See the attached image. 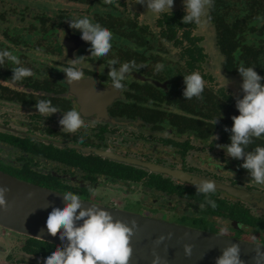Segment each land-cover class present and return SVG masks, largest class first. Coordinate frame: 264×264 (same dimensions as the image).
Instances as JSON below:
<instances>
[{
  "label": "flooded vegetation",
  "instance_id": "flooded-vegetation-1",
  "mask_svg": "<svg viewBox=\"0 0 264 264\" xmlns=\"http://www.w3.org/2000/svg\"><path fill=\"white\" fill-rule=\"evenodd\" d=\"M60 1L85 6V17L100 25V13H130L120 11L119 0ZM51 14L57 17L54 25L48 21ZM72 19L79 17L33 6L32 0H0V51L7 50L20 61L16 65L5 60L0 66V170L61 193L72 191L84 201L121 208V200L109 198L110 194H120L125 202L141 205L145 213L140 214L145 216L179 224L188 221L187 226L217 234L226 228L221 235L264 241V185L251 179L241 166L242 159L230 157L226 147H221L230 143L231 133L221 128L210 134L183 128L181 120L190 114L161 100V91L174 92L171 79L160 80L133 70L112 102L97 100L82 107L81 95L71 92L62 70L73 59L64 45L67 31L80 34L70 26ZM49 25L60 29L61 51L53 54L48 52L45 36L31 38L34 27L45 34ZM88 43L74 53V59L86 57L81 62L84 78L117 90L108 75V63L94 61ZM29 53H38L41 59H32ZM61 56L70 62L52 60ZM18 66L32 69V75L13 79L12 68ZM40 100H50L59 110L50 116L40 113L36 107ZM71 108L81 111L87 125L75 133L65 131L59 123L63 112ZM176 115L185 117H172ZM257 144L264 145V136L255 139L250 149ZM170 171L181 175L176 177ZM200 180L221 183L241 194L218 187L213 193H200L195 187ZM209 200L215 202L214 207ZM13 241L18 248L9 251L7 245ZM53 249L0 226V264H42Z\"/></svg>",
  "mask_w": 264,
  "mask_h": 264
},
{
  "label": "clouds",
  "instance_id": "clouds-1",
  "mask_svg": "<svg viewBox=\"0 0 264 264\" xmlns=\"http://www.w3.org/2000/svg\"><path fill=\"white\" fill-rule=\"evenodd\" d=\"M155 13H163L171 10L175 0H138ZM185 15L183 23L199 22L211 6L212 0H183ZM70 26L78 29L81 38L90 42V54L94 57L107 56L113 47V33L106 26L93 23L89 18L70 20ZM85 56L72 59L70 66L62 69L66 73V80L78 81L84 78L82 61ZM5 60H10L16 65L20 64L18 57L13 56L7 50L0 51V66ZM119 61H108L112 80V86L120 90L124 85L126 75L133 70H138L143 65L133 62H125L115 67ZM164 68L162 63H157L155 70L158 72ZM13 69V79L22 80L32 75V69L18 66ZM238 71L242 77L241 88L243 96L237 98L236 108L238 115H233V124L229 129L230 143L221 145L226 147L227 154L236 159H242V167L247 169L251 179L258 185H264V145L257 144L250 149L255 139L264 136V76L255 70V66H240ZM185 88L183 96L186 99L200 97L205 88V81L199 72H192L184 76ZM37 110L50 116L59 109L50 100H40L36 104ZM218 117L216 118V120ZM215 120V121H216ZM59 123L69 133H75L81 127H86L82 113L77 108H71L63 112ZM83 139V137H79ZM200 193H213L216 190L215 182L200 180L195 184ZM8 185L0 184V209L8 208L7 193L10 192ZM66 203L62 206L52 207L46 218L47 231L55 236L59 233L61 241L66 240L63 246H57L49 252L42 264H129L132 255L131 238L136 229V222L131 225L114 219L110 211L98 205L87 208L82 207V198L72 191L62 192ZM213 207L215 202L208 201ZM79 210V211H78ZM82 221V223H78ZM227 231L222 228L220 234ZM164 239L160 237V241ZM160 241H157L159 243ZM254 264H264V241H255ZM186 255H191L192 245H184ZM166 264V260L156 256L153 264ZM215 264H245L241 258V248L238 243H231L221 249L220 255L215 258Z\"/></svg>",
  "mask_w": 264,
  "mask_h": 264
},
{
  "label": "trees",
  "instance_id": "trees-1",
  "mask_svg": "<svg viewBox=\"0 0 264 264\" xmlns=\"http://www.w3.org/2000/svg\"><path fill=\"white\" fill-rule=\"evenodd\" d=\"M54 15H48V21L52 25L57 19ZM184 15L183 10L165 11L152 26L141 23L138 16H131L130 13H100L97 17L101 25L113 33V47L107 56L92 59L105 64L111 59H117L119 63L116 67L134 61L137 65H143L134 71L160 80L171 79V91H174L176 98H173V94L161 91V100L190 114L189 117L192 118L172 116L183 118V128L207 131L208 134L221 128L224 133L230 134V131H225V127L231 128L232 116L238 115V109L236 100L227 90L216 89L205 83L200 97L186 99L183 96L184 76L199 72L204 81L210 78L209 81H212V77L203 72L208 63L205 37L197 33V22L183 23ZM206 17L215 33L214 48L220 58L223 75L228 79H236L241 77L238 67L255 66V70L264 76V0H212ZM52 25H49L45 34L38 27H34L31 34L32 41L42 36L47 38L50 54L61 51L58 43L60 29ZM157 63L164 65L158 72L155 71ZM52 68L49 66V69ZM40 242L53 246L54 249L58 246L42 240Z\"/></svg>",
  "mask_w": 264,
  "mask_h": 264
},
{
  "label": "water",
  "instance_id": "water-1",
  "mask_svg": "<svg viewBox=\"0 0 264 264\" xmlns=\"http://www.w3.org/2000/svg\"><path fill=\"white\" fill-rule=\"evenodd\" d=\"M64 45L69 57L74 59L75 51L85 43L81 34L67 31ZM71 92L80 96L82 107L93 105L98 101H113L119 95L118 90L103 88L102 85L90 78L78 81H67ZM99 103V102H98ZM130 161V160H128ZM149 165V164H148ZM153 168V166H151ZM160 171L162 169L155 168ZM170 174L180 177V173L170 171ZM0 184L8 185V208L0 209V226L20 234L30 236L58 246L67 243L61 241L59 233L51 235L46 229V218L52 207H62L66 201L63 193L21 180L0 170ZM230 193L240 195L241 191L216 183ZM98 205L111 212L114 219L122 220L129 225L136 222V229L131 238L132 255L129 264H153L156 256L166 260V264H215V258L221 249L231 243H238L241 248V258L245 264H254V243L234 237H229L187 225L167 220L145 216L140 213L82 200V207ZM79 211V210H78ZM82 223V221L78 222ZM164 239L160 241V237ZM157 241H160L157 243ZM192 245L191 255H186L184 245ZM159 264V262H158Z\"/></svg>",
  "mask_w": 264,
  "mask_h": 264
},
{
  "label": "rangeland",
  "instance_id": "rangeland-1",
  "mask_svg": "<svg viewBox=\"0 0 264 264\" xmlns=\"http://www.w3.org/2000/svg\"><path fill=\"white\" fill-rule=\"evenodd\" d=\"M117 4H118L119 9H121L120 11L125 10L127 12H130L133 15H138L141 22L150 24L152 26L154 25L158 16L161 14V13L153 12L151 9L147 8L145 4L139 3L138 0H122V1L119 0ZM32 5L37 6V7L39 6L47 7L49 10L53 12H58L60 14L73 16L75 18L76 17L80 18V16L81 18H84L86 16L85 6H77L73 3H66L60 0H32ZM98 7L101 8L100 6ZM178 9L185 11L183 0L174 3L172 10H178ZM107 10H110V9H107ZM166 11H171V10H166ZM113 12H117V11L114 10ZM206 16H207V11L205 15L202 16L200 21L197 23L198 24L197 33L205 37L204 45L208 53V63L205 65L203 72L206 73L208 76L212 77V81H209L211 78L206 79L205 83L210 86L215 87L216 89L222 88V89L227 90V92H229L235 98V100H237V98L242 97L244 94L241 88L242 78L228 79L223 75L221 68H220V58L217 55V52L214 48L215 33L213 30V27L208 23ZM19 49H21V51L25 53L27 52L28 54V51L26 49L24 48H19ZM29 54H31L32 59H36V60L41 59L38 53H35V54L29 53ZM50 59H48L49 62L52 60H57L59 62L61 61L65 63L70 62V60L65 56H61V57H58L52 60ZM109 198L121 200L123 205H121L120 207L123 209L130 210V211L132 210V211H136L139 213H145L144 208L141 205L137 203L125 202L124 198L120 194H110ZM176 221L180 222V220H176ZM170 222H173V221H170ZM174 223H177V222H174ZM189 224L190 222L188 221L183 223V225H189ZM1 245L3 246L4 244H1ZM7 248L9 251H11V248L13 249L18 248V245L14 247V241H13L12 245H9V244L7 245ZM6 252H7V249L4 248L3 253H6ZM17 252L19 251H16V255L18 257L21 256Z\"/></svg>",
  "mask_w": 264,
  "mask_h": 264
}]
</instances>
